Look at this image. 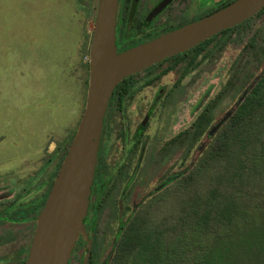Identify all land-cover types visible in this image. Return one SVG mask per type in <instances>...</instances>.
Segmentation results:
<instances>
[{
	"label": "rangeland",
	"instance_id": "obj_1",
	"mask_svg": "<svg viewBox=\"0 0 264 264\" xmlns=\"http://www.w3.org/2000/svg\"><path fill=\"white\" fill-rule=\"evenodd\" d=\"M212 1L201 0V7ZM96 6L97 0H0V264H24L38 215L34 208H42L80 121ZM259 30H263L259 46L264 51L263 12L234 30L220 51L201 61L200 70L189 73L184 99L164 105L157 97L156 117L145 131L149 138L131 171L137 173L139 183L122 206L119 195H114L98 212L92 264L112 263L122 230L131 220L144 232V240L151 237L179 256L174 264H192L201 246L238 239L263 226L264 112L247 124L228 125L264 71V55L255 57L252 48H245ZM235 71L240 79L222 97L204 134L196 141L181 136L172 148L160 151L190 128ZM173 77L165 74L159 87H168ZM247 77L251 79L245 83ZM146 105L145 100H135L125 112L116 113L115 127L121 123L130 128L128 136H134ZM112 143L109 160L124 156L123 144L117 139ZM93 183L94 178L91 188ZM89 201L67 264H81L76 248L83 246L82 234L91 235L86 228ZM11 202L13 210L8 209ZM219 209L224 211L217 214ZM29 216V221L23 219ZM197 222L200 230L189 238ZM188 241L190 245L183 247ZM134 254L128 262L126 256L122 259L126 264H143L147 252L138 258Z\"/></svg>",
	"mask_w": 264,
	"mask_h": 264
},
{
	"label": "water",
	"instance_id": "obj_2",
	"mask_svg": "<svg viewBox=\"0 0 264 264\" xmlns=\"http://www.w3.org/2000/svg\"><path fill=\"white\" fill-rule=\"evenodd\" d=\"M117 5L118 0H97L84 109L36 217L24 264H67L76 235L82 229L103 120L114 88L127 77L244 23L264 8V0H233L199 20L122 51L116 47ZM90 245L88 240L83 264L87 263Z\"/></svg>",
	"mask_w": 264,
	"mask_h": 264
},
{
	"label": "flooded vegetation",
	"instance_id": "obj_3",
	"mask_svg": "<svg viewBox=\"0 0 264 264\" xmlns=\"http://www.w3.org/2000/svg\"><path fill=\"white\" fill-rule=\"evenodd\" d=\"M219 2L213 0L210 5L201 7V0H118L115 32L117 51L130 48L199 20L216 11V5ZM119 41H123V44L119 45ZM185 57L186 60L173 58L161 61L155 66L152 65L127 77L116 91L113 90L103 120L94 183L89 198V220L86 222V228L91 235L89 238L82 234V241L79 243L83 246H77L76 248L79 257L81 256V264H83L88 249V240H91V245L86 264H92L96 261L94 254L97 248L98 212L105 206L106 201H111L114 195H119L118 199L120 200L118 201L122 206L123 201L128 199L129 191L139 183V176L135 172L131 174V171L133 167L136 168V159L141 146L149 138L145 131L147 125L156 117L157 97L160 96L164 105H173L176 98L184 99L189 82V73L196 69L200 70L201 53L196 55L194 52ZM168 73L174 76L173 80L168 87H159L158 84L163 76ZM135 100H145L148 104L145 108L147 112L140 121V126L134 136L129 137L127 132L130 131V128H125L121 123L120 126L115 127L113 117L116 113L125 112L127 107ZM152 104L155 105L151 106ZM116 139L126 149L125 155L109 160L115 146L112 142ZM170 148H172V145L169 146ZM122 186L124 189L121 192ZM113 201L115 204V200ZM10 204L8 209L13 210L15 205L12 202ZM40 209L34 208L36 212L34 215H37ZM29 218L30 216L23 219L29 221ZM34 219L36 220V216H34ZM125 228L122 230L121 237ZM29 246L30 243L26 250L27 253Z\"/></svg>",
	"mask_w": 264,
	"mask_h": 264
},
{
	"label": "trees",
	"instance_id": "obj_4",
	"mask_svg": "<svg viewBox=\"0 0 264 264\" xmlns=\"http://www.w3.org/2000/svg\"><path fill=\"white\" fill-rule=\"evenodd\" d=\"M231 1L233 0H221L219 3H217L216 10L225 6ZM263 12L264 8L260 10L256 15H259ZM241 25H243V23L233 28L224 30L219 34L213 36L212 38L194 46L190 50L177 54L176 56L166 58L163 61L171 60L173 58L186 60L187 58L185 56L194 52L196 53V55L201 53V61L205 59H211L218 51H220L226 45V43L230 39L232 32ZM262 36L263 30H259L257 33H254L251 38H249L248 45L245 47L252 48L249 50L252 51L251 53L255 57L258 56L260 53L264 55L263 49L259 46L262 40ZM211 43H213L212 47L206 48ZM122 44L123 41H119V45ZM238 74L239 71H235L232 74L231 78L221 87L220 91L212 99L208 100L205 103L203 108L200 110V112L197 114L196 118L192 122L189 129L182 131L179 135L167 141L159 150L167 151L170 145H172L173 147L175 141L177 139L178 141H180L182 137H187L191 141H196L200 136H202L209 127V125L212 123L214 119V112L218 104L220 103L222 97L225 95L226 92H228V90H231V88L236 85L235 83L240 79V76ZM245 79V83H248L251 78L247 77ZM125 80L126 78L123 79L115 87L114 91H116ZM243 83L239 85L240 88L243 87ZM263 112L264 71L255 80V82L250 87L249 91L244 95L241 102L237 105L236 109L229 118L228 125L230 127H236L243 125V123L247 124L252 119L261 115ZM227 135L228 131L223 134V138ZM230 206L231 205L227 206L228 210L231 208ZM223 211L224 210L219 209L217 214H221ZM199 224L200 223L197 222L194 227L190 228L191 232L188 236L189 238H192V236L197 233L196 231L200 230ZM202 225L203 219L201 217V229ZM143 233L144 232H142L141 230H139V228L136 227L135 220H131L127 224L124 233L121 237V241L119 243L120 249H118L119 252L115 259L112 260L111 264H126V262H124V259H122V256H126V260L128 262L129 258L133 256V253H135L134 256L138 258L139 255L145 256L146 252L147 257L142 262L143 264H172L173 262L176 263V261L179 262L180 258L176 253H171L169 248L165 247L164 245L158 244L157 241H154L153 239H151V237L146 238L144 240ZM177 245V242H174V246L176 247ZM185 245L189 246L190 241L185 242L183 244V247H185ZM191 262L192 264H264V224L262 227H257V229L253 230L252 232L239 236L238 239H230L227 241L221 240L220 242L217 241L216 244L213 245V247L205 245L201 246L200 256H198L197 258L193 257L191 259Z\"/></svg>",
	"mask_w": 264,
	"mask_h": 264
}]
</instances>
